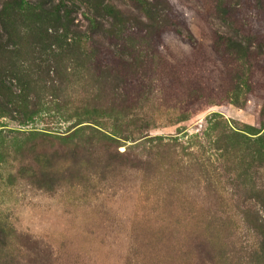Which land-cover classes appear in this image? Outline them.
<instances>
[{
    "label": "rangeland",
    "instance_id": "1",
    "mask_svg": "<svg viewBox=\"0 0 264 264\" xmlns=\"http://www.w3.org/2000/svg\"><path fill=\"white\" fill-rule=\"evenodd\" d=\"M0 35V264H264V0H0Z\"/></svg>",
    "mask_w": 264,
    "mask_h": 264
},
{
    "label": "trees",
    "instance_id": "2",
    "mask_svg": "<svg viewBox=\"0 0 264 264\" xmlns=\"http://www.w3.org/2000/svg\"><path fill=\"white\" fill-rule=\"evenodd\" d=\"M5 31V30H3ZM1 37V35H0ZM9 133V132H8ZM258 134V136H256L253 140H249L247 137H244L242 138L243 140L241 141L242 144H241V149L240 151H242L243 153L247 154V155H250V154H253V155H257L258 157H260L261 159L264 160V132H259V133H256ZM22 135H25V134H22ZM27 137L28 136H34V135H39V134H34V133H29V134H26ZM105 135V134H104ZM42 136H45V137H48L46 135H42ZM72 136V135H71ZM107 136V135H106ZM9 135L6 134V133H1L0 134V138H8ZM108 137V136H107ZM70 138V135L67 136L65 139H69L71 140ZM109 139H111V137H109ZM227 137H222L221 140H223V143L220 144L218 149L225 154H229V155H234V152L232 150H230V145L228 144H224L226 141ZM69 145H70V148L71 150L73 151L74 154H84V153H87L90 151V147L86 144V142L84 141H79L77 140V142H69ZM222 145L224 147H222ZM81 146L83 148H81ZM110 151V149L108 150ZM118 153L119 155H122L123 156V153H120V152H116ZM129 161L130 163L135 167L136 163H140L141 162V159L138 157V156H130L129 157Z\"/></svg>",
    "mask_w": 264,
    "mask_h": 264
}]
</instances>
